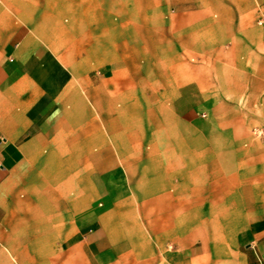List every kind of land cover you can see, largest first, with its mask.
Listing matches in <instances>:
<instances>
[{"label":"crops","instance_id":"0c3cea01","mask_svg":"<svg viewBox=\"0 0 264 264\" xmlns=\"http://www.w3.org/2000/svg\"><path fill=\"white\" fill-rule=\"evenodd\" d=\"M264 0H0V264H264Z\"/></svg>","mask_w":264,"mask_h":264},{"label":"rangeland","instance_id":"374dc122","mask_svg":"<svg viewBox=\"0 0 264 264\" xmlns=\"http://www.w3.org/2000/svg\"><path fill=\"white\" fill-rule=\"evenodd\" d=\"M259 111L260 113L257 114V116L259 117L260 121L254 122L252 124H253V128H256V130L254 131L255 138L258 139L259 141L264 142V105L261 106Z\"/></svg>","mask_w":264,"mask_h":264},{"label":"built area","instance_id":"2783aa9c","mask_svg":"<svg viewBox=\"0 0 264 264\" xmlns=\"http://www.w3.org/2000/svg\"><path fill=\"white\" fill-rule=\"evenodd\" d=\"M258 21H259V23H263L264 22V18L261 17Z\"/></svg>","mask_w":264,"mask_h":264}]
</instances>
